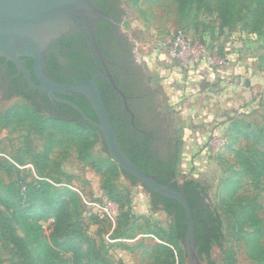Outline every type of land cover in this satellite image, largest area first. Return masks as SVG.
<instances>
[{"label": "rangeland", "instance_id": "obj_1", "mask_svg": "<svg viewBox=\"0 0 264 264\" xmlns=\"http://www.w3.org/2000/svg\"><path fill=\"white\" fill-rule=\"evenodd\" d=\"M120 3L125 10L121 29L133 43L135 57L149 84L160 92L158 112L175 139V178L180 183L193 178L207 184L210 201L222 220L224 240L221 248L212 249L214 263L228 264L225 259L230 256L234 260L231 264H255L249 258L245 239L234 238L232 213L219 197L234 204V198L222 191L228 185L224 179L238 170L235 153L244 152L253 143L244 133L228 131L230 119L247 121L252 129L264 126V32L256 29L252 19L248 24L240 19L221 31L215 13L194 7L187 14L181 0H120ZM178 29L185 31L191 47L204 49L222 64L199 62L207 67L206 72L202 69V75L193 73L191 66L178 69L167 55V45ZM261 29L264 30V25ZM159 71L161 74L157 75ZM22 103L19 97L0 98V116L12 105ZM52 140L55 146L45 160L44 152ZM106 157L100 141L92 149L91 160L82 162L77 158L74 141L54 133L51 138L47 133L39 135L27 122L4 127L0 121V264L26 261L17 246L20 231L13 234L8 228L11 222L4 220L12 213L4 202L6 191L12 182L27 185L40 178L77 193L76 205L86 239L102 256L103 264H157L146 254L153 247L152 236L108 246L113 241L111 231L120 208L103 189L105 177L120 193L121 208L137 217L136 223L144 229L167 231L171 218L150 206L148 194L139 184H131L122 175L99 174V163ZM236 194L255 198L264 223V177L259 183L241 177ZM121 226L127 228L129 223ZM261 242L264 245V235ZM138 245L141 247L132 250ZM145 247L148 251L142 253ZM179 261L177 256L174 264H180ZM184 264H188L185 252Z\"/></svg>", "mask_w": 264, "mask_h": 264}, {"label": "trees", "instance_id": "obj_2", "mask_svg": "<svg viewBox=\"0 0 264 264\" xmlns=\"http://www.w3.org/2000/svg\"><path fill=\"white\" fill-rule=\"evenodd\" d=\"M114 2V8L110 9L106 0H94L98 9L118 22L120 15H125V10L122 8L119 14H115L119 11L117 5H121V3L120 0H114ZM181 5H185L187 14H190L194 7L209 14L215 13L221 31L233 26L240 19L244 20L246 24L252 19L256 24V29L260 33L264 32L261 29L264 25V0H181ZM81 30L86 36L85 30ZM105 31L107 33L112 31L110 24L104 20H97L95 38L106 57L107 53L102 40ZM21 59L24 61L26 69L29 70L32 80L37 83L32 73L33 60L26 57H21ZM0 60L6 59L0 57ZM7 64L13 69L16 68L10 61H7ZM195 66L196 64H192L190 70ZM108 67L116 86L121 89L124 95L128 96L127 90L120 86L113 67L111 65ZM98 69H100V73H103V68L95 54L93 57L90 56L85 40L72 29L52 41L47 47L45 71L56 82L69 83L73 80L90 79ZM159 72L157 75L161 74ZM96 83L121 149L145 173L154 177L160 184L180 192L186 198L194 222L195 246L199 257L205 264H215L212 259V249L222 247L224 234L220 215L208 195L209 186L193 178L185 179L180 183L175 178L177 159L175 144L173 146L168 143V147L172 150L170 149L168 159L163 160L159 158L156 150L151 148L149 135H138L136 131L127 134L131 131L128 116L125 119L127 113L124 109H120L121 113L115 112L112 101L117 94L111 87L108 78H97ZM26 86L25 83L24 87ZM22 94L24 103L12 105L0 116L4 127L27 122L30 129L39 135L47 133L51 138L54 133L66 137L75 142L77 158L82 162L91 160L92 149L97 141H100L102 150L106 153L100 132L90 123L84 121L73 108L68 106L69 111L74 115L73 119L48 115L41 111L36 102H29L32 99L30 95H26L25 92ZM175 97L173 94V100ZM65 98L79 107L90 119L97 121L85 97L73 94ZM130 102L131 100L128 99L129 107H131ZM119 103H121V99H119ZM228 131L236 134L244 133L245 138L252 140L253 143L244 152L235 153L238 170L232 171L229 177L224 179V183L228 182V185L222 191L234 198V204H230L223 197H219V201L225 202L232 213L234 238L236 240L244 238L249 258L255 264H264V245L261 242L264 235V223L259 215V203L257 204L255 198L247 199L236 194L241 177H248L254 183H259L264 177V126L252 129L249 122L231 118ZM49 143L44 152L45 160L48 159L55 146L53 140ZM97 172L102 175L107 173H112L115 176L122 175L131 184H139L147 192L150 206L155 210H162L171 218V226L167 231L161 233L144 229L142 225L136 223L137 217L129 213L128 209L121 208L120 193L105 177L103 189L108 199L115 202L120 208L111 231L113 241L108 246H120L119 242L122 240H131L137 235L152 236L158 241L154 240L150 253H146L147 247L142 250V253L152 257L157 264H174L177 256L180 257L179 263L184 264L182 246L184 247L186 219L181 205L148 190L136 178L121 171L108 155L100 161ZM78 200L77 193L67 186L55 187L43 178L32 180L27 185H23L21 182L18 184L12 182L9 185L4 202L12 213L4 217V220L11 222L8 228L13 234L17 230L21 233V237L18 238L20 244L17 246L25 255L26 260L21 264L105 263L99 252L86 239L84 223L79 218L77 210ZM124 223H129V227L123 228L121 225ZM47 230L48 233H46ZM140 247L141 245H138L132 250ZM123 249L129 250L127 247H123ZM225 261L228 264L234 262L230 256Z\"/></svg>", "mask_w": 264, "mask_h": 264}, {"label": "water", "instance_id": "obj_3", "mask_svg": "<svg viewBox=\"0 0 264 264\" xmlns=\"http://www.w3.org/2000/svg\"><path fill=\"white\" fill-rule=\"evenodd\" d=\"M99 19L108 22L118 32L117 23L111 16L98 9L94 0H0V57L13 63L22 72L31 88L44 91L52 101L73 108L84 121L95 127L103 138L106 154L121 171L136 178L148 190L181 205L186 219L183 240L186 260L188 264H205L196 250L194 222L186 198L180 192L160 184L154 177L140 169L126 156L118 143L96 83L97 78L107 77L111 87L118 94L123 95L104 64V55L95 38L96 21ZM71 29L86 41L90 55L93 57L95 54L104 66V72L97 71L90 79L59 83L45 71L46 50L52 41ZM81 29L85 30L86 36ZM21 57L33 60L32 73L37 83L32 81ZM73 94L82 95L87 99L97 121L86 116L72 102L56 97V95Z\"/></svg>", "mask_w": 264, "mask_h": 264}, {"label": "flooded vegetation", "instance_id": "obj_4", "mask_svg": "<svg viewBox=\"0 0 264 264\" xmlns=\"http://www.w3.org/2000/svg\"><path fill=\"white\" fill-rule=\"evenodd\" d=\"M106 1L109 3L110 9L114 8V0ZM117 7L119 11L115 14H119L122 10L120 4ZM124 17L125 15L121 14L120 20L116 22L119 28L118 32L110 25L112 31L110 33L105 31L102 37L103 46L107 53L106 57L104 56V64L108 70V65L113 67L120 86L129 93L126 96L120 89L123 94L120 95L113 89L117 96L112 103L117 114L121 113L120 109H124L127 113L125 119L128 116V121L131 125V131L127 132V134H132L136 131L138 135H149L151 148L156 150L159 158L166 160L170 154V149L172 150V148L168 147V143L174 146L175 140L170 134L169 124L158 112L160 92L149 84L148 76L135 57L133 43L121 29ZM87 48L90 54L88 45ZM7 61L0 60L1 99L8 100L13 97L22 99V92H25L26 95H30L32 98L29 102H36L44 113L73 119L74 115L69 111L68 105L55 100L52 101L46 92L31 88L23 77L22 72L16 66L15 69L9 67ZM99 63L104 72V66L100 61ZM97 71L100 72V69ZM25 83L26 87H24ZM56 97L67 100L65 98L67 95H56ZM119 99H121V103H119ZM128 99L131 100V107L127 103ZM121 104L122 106H120Z\"/></svg>", "mask_w": 264, "mask_h": 264}, {"label": "built area", "instance_id": "obj_5", "mask_svg": "<svg viewBox=\"0 0 264 264\" xmlns=\"http://www.w3.org/2000/svg\"><path fill=\"white\" fill-rule=\"evenodd\" d=\"M167 55L169 59L176 63L182 69H188L192 64L204 62L207 65L222 64V62L212 55L206 54L204 49H195L191 47L184 30L178 29L170 43L167 45ZM106 212V210H104ZM107 216L113 220L112 215L107 213Z\"/></svg>", "mask_w": 264, "mask_h": 264}, {"label": "crops", "instance_id": "obj_6", "mask_svg": "<svg viewBox=\"0 0 264 264\" xmlns=\"http://www.w3.org/2000/svg\"><path fill=\"white\" fill-rule=\"evenodd\" d=\"M202 69L203 70H205V69H207V67L204 65V64H199L197 67H194V71H193V73H195V74H198V75H202ZM205 72H206V70H205ZM208 72V71H207ZM200 77V76H199ZM173 118H175V117H173ZM172 118V119H173ZM140 237H142L141 235H137L135 238H133V239H131V240H128L127 239V241H136L137 239H139ZM154 240H156V239H154Z\"/></svg>", "mask_w": 264, "mask_h": 264}]
</instances>
